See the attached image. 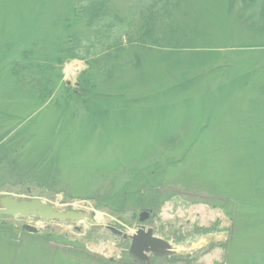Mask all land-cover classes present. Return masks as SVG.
I'll return each instance as SVG.
<instances>
[{
	"label": "rangeland",
	"instance_id": "374dc122",
	"mask_svg": "<svg viewBox=\"0 0 264 264\" xmlns=\"http://www.w3.org/2000/svg\"><path fill=\"white\" fill-rule=\"evenodd\" d=\"M147 1L114 3L133 18ZM175 1L179 49H145L114 75L95 65L84 96L88 64L68 59L41 99L13 64L37 44L53 81L49 55L93 30L67 26L69 0H0V198L151 227L177 254L150 264H264V28L232 0ZM129 248L108 227L0 215V264H144Z\"/></svg>",
	"mask_w": 264,
	"mask_h": 264
},
{
	"label": "trees",
	"instance_id": "16d2710c",
	"mask_svg": "<svg viewBox=\"0 0 264 264\" xmlns=\"http://www.w3.org/2000/svg\"><path fill=\"white\" fill-rule=\"evenodd\" d=\"M75 1L77 3L69 0L70 8L64 20L68 27L78 23L89 27L93 30V39L85 42L79 35H69L57 57L49 55L59 69L55 80L45 82L48 70L53 68L48 67L46 72L41 70L39 56L34 57L38 51L37 44L25 50L18 63L12 66L15 76L24 83L36 84L41 99L42 95L49 97L52 94L55 81L62 77L60 65L68 59H82L88 64V69L79 81L80 89L76 91V94L84 96L86 92H93L90 84L95 65L101 64L105 75H114L121 66L139 64L145 49L175 50L181 47L178 45L183 26L179 14L184 16L186 11L183 12L175 0H148L138 7L134 19L120 11L114 0ZM234 3L240 6L239 19L264 28V0H232L231 5Z\"/></svg>",
	"mask_w": 264,
	"mask_h": 264
},
{
	"label": "water",
	"instance_id": "95a60500",
	"mask_svg": "<svg viewBox=\"0 0 264 264\" xmlns=\"http://www.w3.org/2000/svg\"><path fill=\"white\" fill-rule=\"evenodd\" d=\"M149 214L148 211L142 212L140 220L144 221L149 217ZM0 215H24L27 217H39L41 219H69L71 221H83L92 229L108 227L113 232L121 234L124 238L130 239V252L146 264H149L152 254L170 256L177 253L175 247L166 239L155 235L154 230L151 227H146L145 225L140 224L133 233H124L113 226L97 223L92 218L78 211L56 210L53 205L37 197H33L29 200H19L16 197H11L6 194L1 198ZM28 229L30 231L36 230V228L31 226H28Z\"/></svg>",
	"mask_w": 264,
	"mask_h": 264
},
{
	"label": "bare ground",
	"instance_id": "6f19581e",
	"mask_svg": "<svg viewBox=\"0 0 264 264\" xmlns=\"http://www.w3.org/2000/svg\"><path fill=\"white\" fill-rule=\"evenodd\" d=\"M98 217L102 218L103 217V213H98Z\"/></svg>",
	"mask_w": 264,
	"mask_h": 264
}]
</instances>
